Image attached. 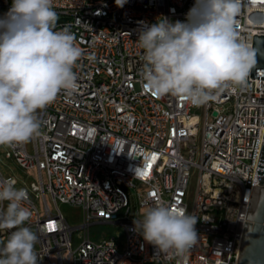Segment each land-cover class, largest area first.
<instances>
[{"label": "built area", "instance_id": "built-area-1", "mask_svg": "<svg viewBox=\"0 0 264 264\" xmlns=\"http://www.w3.org/2000/svg\"><path fill=\"white\" fill-rule=\"evenodd\" d=\"M12 0H0V16ZM195 0H53L57 30L82 50L76 88L41 110L40 135L0 146V181L25 188L24 226L38 236V264H236L264 141V69L201 105L145 87L139 70L144 25L184 20ZM236 24L254 51L264 35V0H240ZM13 160L26 174L12 170ZM196 217L197 241L182 255L157 256L130 231L140 210L161 202ZM8 202L0 205L6 210ZM82 209L73 226L61 205ZM97 224L116 233L94 239ZM0 230V241L11 231ZM2 247V245H0Z\"/></svg>", "mask_w": 264, "mask_h": 264}, {"label": "clouds", "instance_id": "clouds-1", "mask_svg": "<svg viewBox=\"0 0 264 264\" xmlns=\"http://www.w3.org/2000/svg\"><path fill=\"white\" fill-rule=\"evenodd\" d=\"M123 7L126 0H115ZM240 0H195L184 20L167 17L144 25L138 34L143 50L139 74L158 96L171 94L201 105L230 85L246 83L254 65L250 46L241 37L236 17ZM53 0H12L0 16V146L27 143L39 136L37 111L52 104L61 90L76 88L74 67L82 57L75 35L57 30ZM16 180L0 181V264H38V236L22 226L31 212L23 204L27 189ZM134 218L130 231L152 245L157 256L182 255L197 241L194 215L163 201Z\"/></svg>", "mask_w": 264, "mask_h": 264}, {"label": "water", "instance_id": "water-1", "mask_svg": "<svg viewBox=\"0 0 264 264\" xmlns=\"http://www.w3.org/2000/svg\"><path fill=\"white\" fill-rule=\"evenodd\" d=\"M253 75L257 68L264 69V35L254 38ZM264 138V136H263ZM257 173L261 186H252L236 264H264V141L259 154Z\"/></svg>", "mask_w": 264, "mask_h": 264}, {"label": "rangeland", "instance_id": "rangeland-1", "mask_svg": "<svg viewBox=\"0 0 264 264\" xmlns=\"http://www.w3.org/2000/svg\"><path fill=\"white\" fill-rule=\"evenodd\" d=\"M40 113H41V110H38L37 111L38 118L40 116ZM2 164L3 165L12 164L13 171L15 174H17L19 171V167L16 164H14L13 160H3ZM61 210L64 213V215L68 218L71 225L76 226V225H79L81 223L82 216H83L81 208L62 204ZM143 211L144 210H142V209L140 210L141 213ZM22 226H24V225H22ZM116 230H119V229L113 228L110 225H106V224H97V225H94L91 227L90 232H91L92 238L98 239L101 236H105V235L109 236L113 233H116Z\"/></svg>", "mask_w": 264, "mask_h": 264}, {"label": "crops", "instance_id": "crops-1", "mask_svg": "<svg viewBox=\"0 0 264 264\" xmlns=\"http://www.w3.org/2000/svg\"><path fill=\"white\" fill-rule=\"evenodd\" d=\"M15 164V163H14ZM11 165V167H12V164H10ZM2 169H3V172L4 173H14V171H13V167H12V170H7V169H4V167H2ZM15 174V173H14ZM26 173L21 169V168H19V171H18V173L16 174V175H19V176H22V175H25Z\"/></svg>", "mask_w": 264, "mask_h": 264}]
</instances>
